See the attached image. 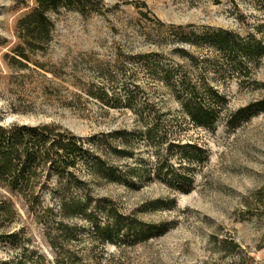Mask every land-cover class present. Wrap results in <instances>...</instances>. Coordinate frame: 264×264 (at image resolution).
I'll use <instances>...</instances> for the list:
<instances>
[{"label":"rangeland","instance_id":"1","mask_svg":"<svg viewBox=\"0 0 264 264\" xmlns=\"http://www.w3.org/2000/svg\"><path fill=\"white\" fill-rule=\"evenodd\" d=\"M38 5L37 0H0V123L55 122L83 137L116 129L135 132L140 124L131 109L105 105L86 90L101 86L124 93L135 73L139 97L157 104L158 133L169 137L165 145L175 140L182 146L171 147L175 164L183 163L187 169L180 171L193 175L189 193L162 181L155 171L154 145L138 136L134 158L114 160L125 172L130 165L124 180L93 179L97 197H109L126 214L165 229L139 243L96 248L101 263L242 262L239 255L218 251L216 239L229 237L264 264V111L237 127L227 125L230 113L224 114L218 129L210 131L194 124L141 62H129L135 54L161 52L166 60L183 63L174 52L181 45L167 34L171 25L199 34L224 27L264 38V11L250 0H75L71 5L58 0L34 11ZM221 81L231 111L262 97L264 57L245 86L237 79ZM190 144L203 151L196 153ZM70 223L86 224L78 218ZM21 228L15 244L0 243L1 264H15L25 248L53 257L36 213L20 208L5 230Z\"/></svg>","mask_w":264,"mask_h":264},{"label":"trees","instance_id":"2","mask_svg":"<svg viewBox=\"0 0 264 264\" xmlns=\"http://www.w3.org/2000/svg\"><path fill=\"white\" fill-rule=\"evenodd\" d=\"M57 1L37 0L39 5L34 11ZM74 1L65 0L68 5ZM250 2L264 11V0ZM141 14L148 16L144 11ZM158 23L167 27L160 20ZM169 28L168 36L181 45L175 47L174 52L184 60L183 63L166 60L161 52L135 54L129 62L137 59L151 78L161 81L194 124L215 131L222 123L223 115L230 113L226 123L237 127L264 111V95L231 111V99L225 90V81H221L237 79L241 86L250 82L264 57V38L259 37L258 32L243 34L220 27L199 34L185 31L182 25ZM159 46H162L160 41ZM188 47H195L200 52L206 50V53L196 55ZM114 67L119 76V65ZM211 73L215 75L213 78L209 77ZM130 78L133 82L123 86L124 93L109 92L101 86L96 91L86 90L90 97L105 105L131 109L140 124L135 132L116 129L83 137L55 122L0 123V243L15 244L22 235V228L13 232L5 228L23 208L36 213L45 226L53 251V257H48L39 249L28 252L25 248L15 264H89L92 261L102 264L95 253L96 248L135 244L164 232L165 229L155 224L126 214L113 199L97 197L93 190V179L124 180L131 167L126 165L125 172L114 160L134 158V140L138 136L154 145L157 177L183 193L191 192L193 175L180 171L187 167L183 163L175 164L170 151L171 147L181 145L175 140L165 145L169 137L168 133H158L161 115L157 104L139 97L136 74L131 73ZM189 146L196 153L203 151L198 145ZM76 218L86 224L70 223ZM216 245L226 256L242 257V262L231 264H263L235 239H216Z\"/></svg>","mask_w":264,"mask_h":264}]
</instances>
